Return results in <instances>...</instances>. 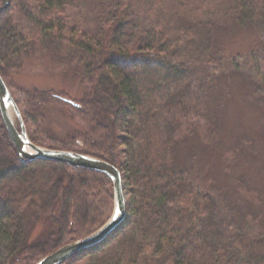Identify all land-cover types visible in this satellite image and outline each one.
<instances>
[{
  "label": "trees",
  "instance_id": "obj_1",
  "mask_svg": "<svg viewBox=\"0 0 264 264\" xmlns=\"http://www.w3.org/2000/svg\"><path fill=\"white\" fill-rule=\"evenodd\" d=\"M228 23L261 29L264 0H0L8 88L13 75L34 70L73 73L87 85L82 101L38 90L25 107L15 98L29 139L44 146L36 135L43 105L70 104L90 145L60 149L108 161L123 176L125 220L65 264H264L263 232L239 238V247L227 241L212 220V186L177 158L185 141L210 143L216 133L209 102L225 64L212 41ZM113 197L105 173L22 158L0 112V264H34L66 239L93 234ZM25 215L48 216L55 229L29 243Z\"/></svg>",
  "mask_w": 264,
  "mask_h": 264
},
{
  "label": "rangeland",
  "instance_id": "obj_2",
  "mask_svg": "<svg viewBox=\"0 0 264 264\" xmlns=\"http://www.w3.org/2000/svg\"><path fill=\"white\" fill-rule=\"evenodd\" d=\"M212 42L220 48L219 55L225 64L209 102L216 133L210 143H202L197 138L185 141L178 149L177 158L183 166L197 167L206 183L212 186L215 200L212 220L218 232L224 234L227 241L237 239L236 246L239 247V238L264 234V89L260 75L254 69V53L257 58L264 59V26L256 29L228 23L226 28L220 27ZM9 82L14 101L16 98L23 107L27 106L34 90L82 101L87 87L77 75L61 71L18 73ZM41 109L42 131L36 135L40 137L42 147L78 151L89 147L87 127L74 106L57 102L43 105ZM10 113L20 128L13 107ZM21 118L25 124L22 113ZM48 168L43 172L51 171L52 168ZM112 202L104 225L114 214L115 197ZM30 218L25 215L24 220ZM30 221L25 232L29 243H42L55 229L48 216L37 220L31 218ZM70 240L66 239L64 244ZM229 249L237 248L232 246ZM66 264L86 263L75 260Z\"/></svg>",
  "mask_w": 264,
  "mask_h": 264
},
{
  "label": "water",
  "instance_id": "obj_3",
  "mask_svg": "<svg viewBox=\"0 0 264 264\" xmlns=\"http://www.w3.org/2000/svg\"><path fill=\"white\" fill-rule=\"evenodd\" d=\"M8 3H6L7 5ZM73 104H76L75 102ZM13 107L20 121L18 129L10 113ZM0 112L4 124L18 149L19 155L26 160H47L66 163L70 166L96 170L108 175L114 185L115 209L111 219L93 234L67 243L51 254L43 257L36 264H63L80 251L92 247L105 240L127 216V199L121 170L103 159L70 150L52 149L34 144L28 137L21 113L0 75Z\"/></svg>",
  "mask_w": 264,
  "mask_h": 264
}]
</instances>
